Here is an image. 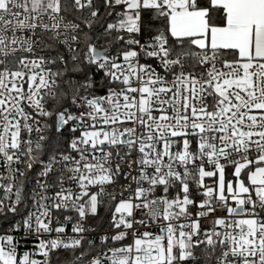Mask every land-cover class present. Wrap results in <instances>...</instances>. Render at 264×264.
I'll return each mask as SVG.
<instances>
[{
	"label": "snow or ice",
	"instance_id": "obj_1",
	"mask_svg": "<svg viewBox=\"0 0 264 264\" xmlns=\"http://www.w3.org/2000/svg\"><path fill=\"white\" fill-rule=\"evenodd\" d=\"M0 191V264H264V0H0Z\"/></svg>",
	"mask_w": 264,
	"mask_h": 264
},
{
	"label": "trees",
	"instance_id": "obj_2",
	"mask_svg": "<svg viewBox=\"0 0 264 264\" xmlns=\"http://www.w3.org/2000/svg\"><path fill=\"white\" fill-rule=\"evenodd\" d=\"M104 212V209L103 208H101V213H103Z\"/></svg>",
	"mask_w": 264,
	"mask_h": 264
},
{
	"label": "built area",
	"instance_id": "obj_3",
	"mask_svg": "<svg viewBox=\"0 0 264 264\" xmlns=\"http://www.w3.org/2000/svg\"><path fill=\"white\" fill-rule=\"evenodd\" d=\"M3 195V193H2V191H0V196H2Z\"/></svg>",
	"mask_w": 264,
	"mask_h": 264
}]
</instances>
